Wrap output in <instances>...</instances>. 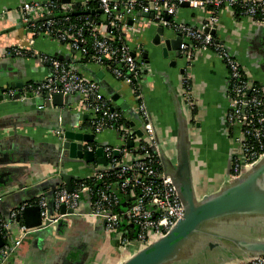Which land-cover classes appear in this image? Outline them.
I'll return each instance as SVG.
<instances>
[{"label":"crops","instance_id":"crops-1","mask_svg":"<svg viewBox=\"0 0 264 264\" xmlns=\"http://www.w3.org/2000/svg\"><path fill=\"white\" fill-rule=\"evenodd\" d=\"M25 1L45 0H0V66L5 64L0 67V217L5 220L9 219L14 205L31 203L41 194L49 201L51 191L65 184L66 178L70 177L73 183L90 174L93 162L97 163L96 160L86 162L78 156L69 157L67 153L58 167L62 177L53 174L58 161L59 141L63 138L55 133L58 123H62L65 130L91 133L81 131L89 119L77 94L65 95L67 103L56 106L24 91L27 83H38L49 73L48 65L31 53L59 56L62 60L76 62L89 76L85 69L91 70L95 76L99 74L95 80L101 92L109 97L116 95V101L112 100L113 107H118L134 130L140 126L134 108V82L116 78L106 66L82 61L68 43L58 42L52 35L24 26L20 7ZM57 1L65 3L79 18L87 15V10L96 8L94 0L87 3L85 0ZM144 13L135 11L125 16L127 26L121 35L135 59L147 68L142 88L155 125L160 153L168 168V164L177 163L179 144H187L197 194L216 192L230 179L227 173L235 151L224 118L228 103L225 64L211 49L197 53L191 60H186L181 53L177 56L173 50L164 55L162 47L153 43L157 27L164 28V38L173 39L180 34L159 23L151 13L147 14L152 16ZM207 15L208 11L201 8L180 6L177 9V20L186 24H197ZM93 16L96 19L94 31L106 35L108 28L104 16L98 11ZM213 35L251 78L264 86V26L225 8L218 15ZM13 49L27 53L6 52ZM187 72L191 76L190 89L196 101L194 115L182 100L181 79ZM15 81L22 83V100L13 99L16 90L12 89L11 83ZM6 85L14 90L13 95L3 88ZM184 132L183 141L181 134ZM93 135L92 141H79L82 148L84 142L118 143L116 133L111 130ZM88 209V198L84 196L77 214L26 233L6 264H118L123 253L118 249L117 236L107 234L100 221L83 216ZM250 224V230L259 229L254 219ZM11 230L16 236L20 226L12 223ZM241 237L249 238L248 235ZM217 253L222 257L220 260L210 257L198 261L200 264H220L230 254L241 255L242 252L226 250L223 256L220 251ZM217 253L210 254L213 257Z\"/></svg>","mask_w":264,"mask_h":264},{"label":"built area","instance_id":"built-area-1","mask_svg":"<svg viewBox=\"0 0 264 264\" xmlns=\"http://www.w3.org/2000/svg\"><path fill=\"white\" fill-rule=\"evenodd\" d=\"M90 0H85V3ZM96 8L92 16L72 18L71 9L57 0L25 1L20 7L21 22L33 31L52 35L58 42L68 43L70 49L81 60L108 67L116 78L133 83L135 111L142 132L124 119L119 109L114 108L112 99L99 89L97 81L87 75L76 62H69L44 53H31L49 67V73L38 83H27L24 91L35 96L60 93L77 94L83 112L89 121L82 126L85 131L100 134L111 130L117 135V144L84 142L83 150L95 151L102 148L105 165L93 162L90 174L72 183L71 190L62 183L53 192V213L49 214L48 199L39 195L31 203H23L9 212V219L0 217V264H6L21 238L29 231L16 216L27 205L39 208L42 222L49 225L77 214L80 200L88 198L89 209L83 216L93 220H104L107 234H115L118 249L125 253L129 247L137 249L166 234L183 216L184 207L171 177L165 174L157 149V135L153 119L147 108L143 81L147 68L138 62L121 31L127 26L125 16L135 11L151 13L155 20L179 33L182 41L180 53L186 60L202 51L213 50L227 69V109L225 122L235 146L232 155L230 177L237 176L242 169L254 164L264 154V86L255 82L249 72L215 39L212 30L218 23V15L225 8L233 9L240 16L249 17L254 23L264 26V0H94ZM182 3L191 8L208 11L201 22L191 25L177 20V9ZM101 10L108 28L106 35L98 34L93 27V14ZM51 15V18H44ZM17 54L27 51L13 49ZM30 53V52H28ZM190 74L181 79L182 100L194 109L196 101L190 89ZM10 95L14 90L8 89ZM138 127V128H139ZM60 136L62 131H55ZM132 145L128 146L127 143ZM118 152V155L115 154ZM128 199H125V197ZM128 207L121 211L122 203ZM64 205L66 212H61ZM72 209L73 213L67 212ZM12 223L20 226L14 236ZM134 227L129 237L128 227ZM233 264H264V254L243 259Z\"/></svg>","mask_w":264,"mask_h":264},{"label":"water","instance_id":"water-1","mask_svg":"<svg viewBox=\"0 0 264 264\" xmlns=\"http://www.w3.org/2000/svg\"><path fill=\"white\" fill-rule=\"evenodd\" d=\"M62 1L69 2V0ZM180 6H188V3H182ZM97 11L101 12V10ZM85 13H93V11L87 10ZM144 15L152 16L147 13H144ZM51 17V15H48L41 19ZM9 30L7 29V31ZM163 33L164 28L161 26L157 27L153 43L162 47L164 55L168 51L173 50L179 56L182 41L181 36L170 39L164 38ZM211 33H214V30ZM58 58L62 57L58 56ZM0 67H5V64H2ZM83 68L85 69V67ZM85 71H88L94 79L99 76V74L95 76L89 69H85ZM21 84V82L17 81L11 83L12 89L16 90L13 99L22 100ZM8 86L6 85L3 88L8 90ZM40 97L48 105L62 106L67 103L65 95L60 93L53 94L51 97L48 94L41 95ZM111 99L116 101V95H112ZM120 108L123 109V106H120ZM56 131H62L63 137H61L62 140H60L61 138L59 139L58 161L54 165L55 171L53 173H57L59 178L62 177V173L58 167L62 165L61 158H64L67 153H69V157L78 156L86 162L96 160L98 164H106L101 147H98L95 151H87L83 150L82 144L79 142L81 140L92 141L94 138L92 133L65 130L60 122ZM141 132L142 127L134 130V133L137 135H140ZM184 134L185 132L181 134L183 141ZM127 145L131 146L132 143L128 142ZM186 146L187 144L185 143L182 146L179 144L177 163H170L167 168L165 165L166 159L161 155L157 142L163 170L165 174L171 177L183 204V216L163 236L137 249L131 250L128 247L118 264H200L199 259L211 257L220 260L222 257L218 255L219 253L217 252L219 251L222 256L226 255V250L242 252L241 255H232V253L225 262L220 263L232 264L243 259L264 254V154L254 164L242 169L235 177L229 176L231 169L230 162L227 173L230 179L227 180L226 184L216 192L198 195L192 182L189 152ZM115 154L118 155V152L115 151ZM66 179L64 181L65 185L68 190H71L72 183L70 177ZM56 188L49 195V214L53 213L51 211L53 208L52 198ZM125 199H128V197L126 196ZM21 204L23 203H18L14 207ZM127 207L128 204L122 203L121 211ZM61 212H66L64 205L61 206ZM67 212L73 213V210L68 209ZM253 219L259 224L258 230H250V222ZM22 220L27 228L38 229L49 225V221L47 220L42 222L39 208L35 204L25 206L21 213L16 216V221ZM98 221L104 224V220L100 219ZM128 233L129 237L132 238L134 235L133 226L128 227ZM242 235H248L249 238H242ZM2 244L3 238L0 233V246ZM211 252H215L217 255L212 257ZM197 257L201 258L197 259ZM191 260H194V262Z\"/></svg>","mask_w":264,"mask_h":264},{"label":"trees","instance_id":"trees-1","mask_svg":"<svg viewBox=\"0 0 264 264\" xmlns=\"http://www.w3.org/2000/svg\"><path fill=\"white\" fill-rule=\"evenodd\" d=\"M237 14V13H236ZM70 15H71V17L72 18H79L78 16H75V15H73V13H70ZM238 15V14H237ZM81 17H84V16H81ZM55 57V56H54ZM82 61H85V60H82ZM192 113H193V115H194V113H195V109H192ZM94 142V141H93ZM122 206V205H121Z\"/></svg>","mask_w":264,"mask_h":264},{"label":"rangeland","instance_id":"rangeland-1","mask_svg":"<svg viewBox=\"0 0 264 264\" xmlns=\"http://www.w3.org/2000/svg\"><path fill=\"white\" fill-rule=\"evenodd\" d=\"M81 131H83V129H82V128H81ZM117 142H119V140H118Z\"/></svg>","mask_w":264,"mask_h":264}]
</instances>
